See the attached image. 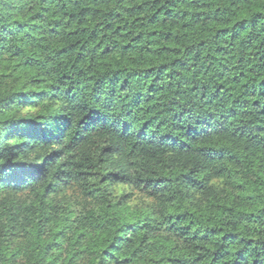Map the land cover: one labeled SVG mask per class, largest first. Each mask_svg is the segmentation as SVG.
I'll return each mask as SVG.
<instances>
[{
    "label": "trees",
    "instance_id": "16d2710c",
    "mask_svg": "<svg viewBox=\"0 0 264 264\" xmlns=\"http://www.w3.org/2000/svg\"><path fill=\"white\" fill-rule=\"evenodd\" d=\"M0 264H264V0H0Z\"/></svg>",
    "mask_w": 264,
    "mask_h": 264
}]
</instances>
